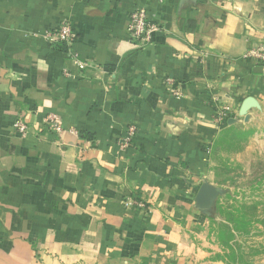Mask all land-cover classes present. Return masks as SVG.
I'll return each mask as SVG.
<instances>
[{"label": "crops", "instance_id": "0c3cea01", "mask_svg": "<svg viewBox=\"0 0 264 264\" xmlns=\"http://www.w3.org/2000/svg\"><path fill=\"white\" fill-rule=\"evenodd\" d=\"M140 7L160 26L144 47L127 30ZM67 16L82 71L41 37ZM262 45L264 0H0V264H172L195 249L217 111L264 93V64L245 57Z\"/></svg>", "mask_w": 264, "mask_h": 264}, {"label": "rangeland", "instance_id": "374dc122", "mask_svg": "<svg viewBox=\"0 0 264 264\" xmlns=\"http://www.w3.org/2000/svg\"><path fill=\"white\" fill-rule=\"evenodd\" d=\"M251 96L255 104L242 110L241 101L211 146L217 194L207 235L172 264H264V93Z\"/></svg>", "mask_w": 264, "mask_h": 264}, {"label": "built area", "instance_id": "2783aa9c", "mask_svg": "<svg viewBox=\"0 0 264 264\" xmlns=\"http://www.w3.org/2000/svg\"><path fill=\"white\" fill-rule=\"evenodd\" d=\"M128 34L131 41L137 43L139 47H144L152 42L153 34L160 30V26L155 21H152L146 8L140 7L135 8L129 17L128 22ZM41 37L50 45L56 46L58 48H64L68 57L73 61L79 70H84L88 67V63L80 58L78 52L74 49V44L76 40L73 24L70 18L63 17L60 23L53 28L46 29L42 32ZM245 57L251 59L252 61L264 64V45L255 47L249 50ZM65 73L71 75L69 70H65ZM167 81L172 85V92L176 96H181V90L174 84V80L168 78ZM218 119L221 121L230 120L232 115L231 107L223 106L219 107L217 111ZM45 130L50 132L61 133L63 131V126L61 124L60 118L56 113H49L45 119ZM12 132L25 137L30 132V126L26 122L23 116H19L13 126ZM76 133V131H73ZM137 136V127L135 125H128L126 127V132L118 139V144L121 150H128L132 147L133 140ZM126 205L133 204L131 198L127 199ZM139 206H143L142 203H138Z\"/></svg>", "mask_w": 264, "mask_h": 264}, {"label": "water", "instance_id": "95a60500", "mask_svg": "<svg viewBox=\"0 0 264 264\" xmlns=\"http://www.w3.org/2000/svg\"><path fill=\"white\" fill-rule=\"evenodd\" d=\"M256 70L261 71V68H257ZM256 99L252 96L247 97L244 99L243 104H242V110H246L253 104H255ZM217 191L213 187L212 184L205 182L197 196V201L200 205H203L205 207H212L214 198L216 197Z\"/></svg>", "mask_w": 264, "mask_h": 264}]
</instances>
